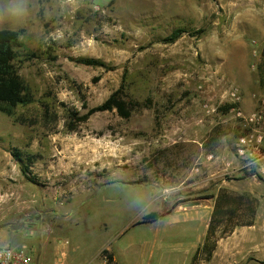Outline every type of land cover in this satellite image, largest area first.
I'll return each mask as SVG.
<instances>
[{
  "label": "rangeland",
  "instance_id": "obj_1",
  "mask_svg": "<svg viewBox=\"0 0 264 264\" xmlns=\"http://www.w3.org/2000/svg\"><path fill=\"white\" fill-rule=\"evenodd\" d=\"M1 29L22 31L33 102L0 113V248L32 264H264V181L234 154L237 111L264 101V0H0ZM175 29L190 34L162 43ZM124 68L148 106L71 130L67 110L104 102Z\"/></svg>",
  "mask_w": 264,
  "mask_h": 264
},
{
  "label": "trees",
  "instance_id": "obj_2",
  "mask_svg": "<svg viewBox=\"0 0 264 264\" xmlns=\"http://www.w3.org/2000/svg\"><path fill=\"white\" fill-rule=\"evenodd\" d=\"M203 31H199L196 35L201 34ZM21 30H0V113L11 115L14 109L18 106H27L33 102V98L30 94L29 88L23 79L19 76L17 68L15 66V60L18 56V52L22 47L20 37ZM190 34L184 29H175L168 36L161 40L164 44H174L183 35ZM73 62L83 66L100 67L108 69L104 62L94 58H75L71 59ZM112 70V68L108 69ZM127 70L123 69L121 83L117 90H115L104 102L101 104L86 109L84 114H79L74 109L67 110V118L69 119L70 129L75 130L79 124L85 123L89 118L98 113L104 112H116V114L122 119H129L135 110L146 108L149 100L146 103H140L134 100L128 93L126 84ZM97 80V79H95ZM85 108V107H84ZM11 156L18 162L21 173L29 182H32L30 177L29 165L32 163L31 156L18 151L17 149L11 150ZM215 206H217L215 204ZM215 211H213L214 214ZM165 214L150 213L144 215L141 219V223L156 222L159 218H162ZM206 241L202 248L197 249L196 254L206 248ZM211 250H209L210 254ZM196 256V255H195Z\"/></svg>",
  "mask_w": 264,
  "mask_h": 264
},
{
  "label": "built area",
  "instance_id": "obj_3",
  "mask_svg": "<svg viewBox=\"0 0 264 264\" xmlns=\"http://www.w3.org/2000/svg\"><path fill=\"white\" fill-rule=\"evenodd\" d=\"M230 96L234 103L239 101L236 90L231 92ZM236 115L248 127L247 134L238 139L234 148V154L240 162V170L264 181V101L253 113L244 114L238 110ZM0 264L32 263L23 249L1 247ZM97 264H116V261L108 253H101Z\"/></svg>",
  "mask_w": 264,
  "mask_h": 264
},
{
  "label": "crops",
  "instance_id": "obj_4",
  "mask_svg": "<svg viewBox=\"0 0 264 264\" xmlns=\"http://www.w3.org/2000/svg\"><path fill=\"white\" fill-rule=\"evenodd\" d=\"M252 180L256 183V184H258L259 185V183L255 180V179H253L252 178ZM246 195L245 196H249V197H251V198H255V199H258V197L257 196H255V194L254 193H252V192H250V193H245ZM249 228H252V227H249ZM246 232V231H245ZM115 260V259H114ZM116 261V260H115ZM118 263V262H117Z\"/></svg>",
  "mask_w": 264,
  "mask_h": 264
},
{
  "label": "water",
  "instance_id": "obj_5",
  "mask_svg": "<svg viewBox=\"0 0 264 264\" xmlns=\"http://www.w3.org/2000/svg\"><path fill=\"white\" fill-rule=\"evenodd\" d=\"M198 205H199V203H190V204H185L182 207L183 208H189V207L198 206Z\"/></svg>",
  "mask_w": 264,
  "mask_h": 264
}]
</instances>
